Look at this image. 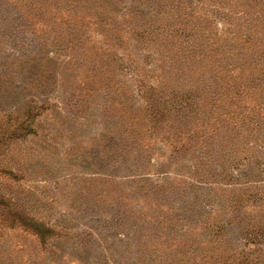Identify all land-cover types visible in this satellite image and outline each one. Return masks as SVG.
<instances>
[{"label":"rangeland","instance_id":"374dc122","mask_svg":"<svg viewBox=\"0 0 264 264\" xmlns=\"http://www.w3.org/2000/svg\"><path fill=\"white\" fill-rule=\"evenodd\" d=\"M151 1L42 16L0 5V120L38 112L33 133L0 148V192L55 232L41 242L0 221V264H264V85L188 103L205 115L191 127L167 116L196 81L169 75L195 56L188 28L207 49L225 44L231 23L213 3L233 1Z\"/></svg>","mask_w":264,"mask_h":264},{"label":"trees","instance_id":"16d2710c","mask_svg":"<svg viewBox=\"0 0 264 264\" xmlns=\"http://www.w3.org/2000/svg\"><path fill=\"white\" fill-rule=\"evenodd\" d=\"M78 1L80 0H19L21 5L27 7L30 11H27V16H30V13L33 15L36 12H39V16H42L54 8L60 10L61 5L64 4L63 2L69 3L70 8H75ZM214 1L217 2V0ZM225 1H233L232 4H229L231 10L225 6L219 7L217 3H213V7L216 11L221 12L220 14L223 18H226L231 23L230 26L227 25L222 31L224 32V38H227V42L222 44V40L221 44L207 49L204 37L202 36V30L198 31L189 27L187 30L188 36L192 37L197 32L199 36L197 37L198 43L191 41V43H195V48L187 47L188 51H191L195 56L190 60L188 59L175 65L169 72V75H179L181 72L187 73L189 70H192V73L197 74L196 81L191 88V92L193 93L189 97L185 95L184 98L186 100H175L172 104L173 109L167 116L173 123L191 127L190 123L192 121H203L205 115L200 111L190 113L187 109L188 103L194 102L195 106L197 105L199 108L203 102L200 100H205V98L211 99V96H213V100L209 101V104H206L209 107L212 105V102L216 106H219L218 101H222L223 98L226 101L224 104H229L230 99H233L232 95L236 98L242 96L243 93H250L252 95L254 89L257 90L264 85V0ZM10 2L11 0H0V5L4 10H10ZM150 3L156 7H159L158 5L160 4L156 0H152ZM218 3L222 4V1ZM15 8L17 9V7ZM68 11L71 12L72 9ZM168 30L169 27L166 30L153 28L150 32L156 37H162ZM173 32L177 36L181 35V32H177L174 29ZM145 33L148 34L149 32L145 31ZM170 35L172 34L170 33ZM159 51H163V49H159ZM227 70L237 71V74L240 75L239 80L234 85L230 84L228 80L229 77L226 75ZM165 71V75L168 76V69ZM243 72L246 73L245 76ZM260 77L261 81L258 82ZM37 114V111L28 107L22 116L12 117L10 114L5 115V117L3 116L5 122L0 120L2 122L0 124V148L7 142L24 138L27 134L33 133L34 129L31 126V122ZM171 115L174 116L173 119H170ZM213 123L218 125L219 129L216 128L218 131L224 127L223 119L220 121L217 119ZM213 138L214 140L218 138L217 132L213 134L211 140ZM0 171L10 173L9 170L1 166ZM11 201L0 192V221L2 223L9 221L10 227L22 225L25 229L27 228L37 235L41 242H45L49 237H53L55 232L50 227L25 214H18L10 209ZM166 259L170 260V258Z\"/></svg>","mask_w":264,"mask_h":264}]
</instances>
